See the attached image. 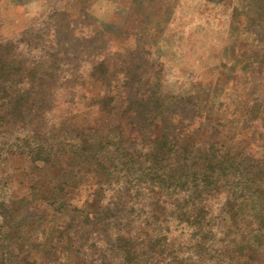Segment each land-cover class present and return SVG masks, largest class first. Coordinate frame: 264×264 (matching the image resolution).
<instances>
[{
    "label": "trees",
    "instance_id": "obj_1",
    "mask_svg": "<svg viewBox=\"0 0 264 264\" xmlns=\"http://www.w3.org/2000/svg\"><path fill=\"white\" fill-rule=\"evenodd\" d=\"M88 1H39L21 9L27 15L11 30L0 22V264H264V146L247 140L241 113H214L182 93L184 80L168 82L169 72L184 71L165 38L149 63L143 28L133 48L95 25L99 31L85 37L79 27ZM244 1L241 42L248 39L244 51L262 68L264 0ZM166 5L138 0L131 13L142 26ZM77 81L86 96L78 95L79 116L69 107ZM60 104L71 114L47 126L46 111ZM21 140L27 156L12 170L40 177V191L32 198L26 186L19 209L12 171L2 166L11 142ZM68 169L93 182L84 209L63 217L59 209L72 201L56 183ZM52 215L61 219L49 227ZM35 228L44 234L41 249Z\"/></svg>",
    "mask_w": 264,
    "mask_h": 264
},
{
    "label": "rangeland",
    "instance_id": "obj_2",
    "mask_svg": "<svg viewBox=\"0 0 264 264\" xmlns=\"http://www.w3.org/2000/svg\"><path fill=\"white\" fill-rule=\"evenodd\" d=\"M23 1L25 3L22 6ZM39 1L52 2L53 0H0V22L2 23L3 20L2 25H7L8 30H11L13 25L20 23L21 17H26L27 14H24L23 10ZM137 1L89 0L84 7V25L79 28L83 29L87 38L94 31L102 29L112 33V41L116 42L125 37V42L130 48L135 46L133 40L143 28L147 33L144 49L149 51L146 57L149 63H154L156 54L162 53V40L165 38L163 45L169 43L170 47L180 53L181 63L178 65V69L184 71L183 74L169 72L168 82H172L176 78L184 80L181 87L182 93H194L198 96V100L206 101V105L214 113H241V128L247 140L254 146L259 144L264 146V78L261 79L258 75L260 72L264 73V69H262L264 67H256L253 57L244 51L248 39L241 42L245 35L241 34V26H245L244 23L242 25L241 4L245 1L165 0L166 4L170 5L169 9L165 7V12L162 13L161 10L154 22L148 20L142 26L131 13ZM68 6H70L69 3ZM23 7L24 9L21 10ZM6 9H10V11L6 12ZM94 25L99 30H92ZM257 47L259 46L257 45ZM104 50L103 46L99 52H89V58L96 59L94 56L102 55ZM108 50H113V46ZM165 59L168 64H178L170 55ZM259 60L261 61V57ZM86 69L85 66L81 68V75L86 74ZM148 73L145 70L141 72L140 80L143 81ZM76 87L78 93L75 92L74 103L69 107L72 108L71 111L75 116H79L83 105L78 100V95L81 100L86 99V96L81 91L83 87L79 81H77ZM66 93L67 91L63 95ZM45 114L52 118L47 123V126H50L55 122H51V120L66 117L71 113H63L62 104H60L58 108L47 110ZM90 115L91 113H87V116ZM17 127L18 124L15 125V128ZM104 127L97 123L95 126L97 133L104 132ZM23 128L28 129L29 127L24 126ZM19 129L17 128L16 131ZM30 140H33L31 135ZM23 143L25 142L22 140L11 142L14 145L7 153L11 160L2 166L4 171H12L11 193L15 195L18 192L16 195L20 200L15 205L19 209L25 206L26 186H28L27 191L31 189L30 197L32 198L40 191V187H38L40 177L29 176L27 171L17 173L16 170H12V165L16 164L17 159H24L27 156L24 152L25 149L20 147L24 146ZM261 151L263 150H257L256 153H261ZM17 163L20 165L22 160ZM50 173L52 172L50 171ZM73 174V169L65 170L63 175L66 180L61 179L56 183L60 197L72 201L71 205L65 207L62 204L64 208L59 209L64 213L63 217L72 210L73 206L80 210L84 209L85 202L83 203V200L90 191L93 182L90 173L85 174L84 179L81 174ZM27 213H35V211H27ZM50 213L52 212L50 211ZM53 216L50 217L52 220L47 221L49 227L52 226L53 221L61 219H56L57 217ZM19 227H22L26 233L31 230L24 222ZM47 231L52 230L49 228ZM47 231L46 233H48ZM34 232L38 241L37 247L41 249L45 243V239L42 237L44 234H39L41 233L39 228H35ZM253 239L250 237V241ZM251 264H254V261Z\"/></svg>",
    "mask_w": 264,
    "mask_h": 264
}]
</instances>
